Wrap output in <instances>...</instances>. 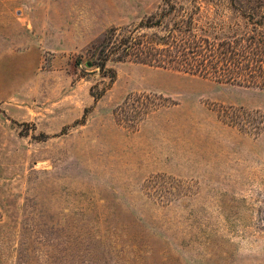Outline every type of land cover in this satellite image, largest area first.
<instances>
[{"label": "rangeland", "instance_id": "obj_1", "mask_svg": "<svg viewBox=\"0 0 264 264\" xmlns=\"http://www.w3.org/2000/svg\"><path fill=\"white\" fill-rule=\"evenodd\" d=\"M162 1L0 0V264H264V89L101 68Z\"/></svg>", "mask_w": 264, "mask_h": 264}, {"label": "trees", "instance_id": "obj_2", "mask_svg": "<svg viewBox=\"0 0 264 264\" xmlns=\"http://www.w3.org/2000/svg\"><path fill=\"white\" fill-rule=\"evenodd\" d=\"M110 57L264 89V7L255 0H163L138 27L110 31L100 50L103 70ZM246 117L241 123L254 121Z\"/></svg>", "mask_w": 264, "mask_h": 264}]
</instances>
